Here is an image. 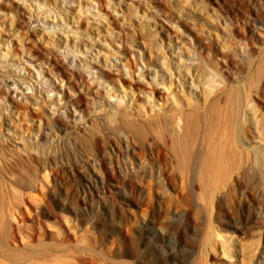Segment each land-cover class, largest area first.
Wrapping results in <instances>:
<instances>
[{
  "label": "rangeland",
  "instance_id": "374dc122",
  "mask_svg": "<svg viewBox=\"0 0 264 264\" xmlns=\"http://www.w3.org/2000/svg\"><path fill=\"white\" fill-rule=\"evenodd\" d=\"M18 1L0 0V7L6 11V15L0 18V68L2 54L8 51L22 54L23 51L22 37L15 34L8 41L12 32L11 19L14 16L15 21L20 18L23 25L31 18L43 22V16L37 15L35 0L21 3L22 6L17 5ZM57 1L59 5L52 10L59 13L63 6L65 11H70V29L79 27L82 33L91 32L102 40L106 39L113 46V52L119 49L134 52L131 57L137 65V74H140L146 64L140 59L143 55L140 38L134 36L131 27L137 22L135 5H127V0H115L121 3V10L115 14L111 13L108 0H93L95 9L99 7L103 12L110 9L111 18L102 21L80 9L90 0ZM140 2L141 13L157 11L159 42L167 48L164 50L169 59L175 60L170 47L175 49L184 39L190 46L191 56L196 49L204 54L211 66L217 61L226 64L224 81L227 87L219 102L212 106L203 103L201 97L199 101L197 93L193 96L196 111L190 147L194 156L189 162L183 155L171 158L168 149L172 144L169 142L167 146L162 145L169 162L164 171L165 183L156 176L157 167L151 169L155 173L153 178L135 173L132 181H124L120 176L127 175L126 171L121 175L101 159L100 165L92 166V160L88 162L89 154L72 149L68 156V140L77 135L74 129H69L68 133H60L62 137L58 135L54 140L50 152L55 157L57 155L58 162L47 171L36 165L37 171L33 172L28 162V165L12 167L11 170L2 167L3 170L0 166V264H256L261 261L264 217L250 215L249 225L244 229L242 211L258 196L264 199V162L258 155L259 150H264V0ZM157 5L163 10L153 8ZM43 8L42 11L46 12ZM253 15L262 20L255 23ZM223 17H229L230 31L224 29L226 21ZM50 19L47 22L52 27L57 19ZM63 33L60 31L43 39L30 31L23 41L32 47V53L38 55L43 64L47 61L42 54L46 49L52 50L57 60L66 62L69 60L68 51L75 44L69 33H65L68 39ZM245 45L246 50L243 49ZM25 56H14L11 62L18 66L21 63L20 68H25L21 70L22 74L36 81V67ZM184 57L189 58L188 53H184ZM125 60V55L120 53L113 56L110 67L107 66L108 69L112 67L109 80L114 83L110 88L115 84L121 95L123 90L118 79L124 67L120 66L119 70L114 64ZM101 63L105 64L103 60ZM135 68L125 67L129 74L128 80L121 82L125 88L137 77L131 75ZM64 77L63 87L70 85L76 90L73 94L78 92L85 97L86 91ZM39 78L40 84L36 85L40 89L49 87V96H55L58 90L50 86L53 79L48 80V76ZM84 97V101L90 99ZM247 100L253 102L256 117H251V111H247ZM44 104L42 108H48ZM235 106L240 111L232 116L229 110ZM12 115V120H17L16 114ZM34 116L35 119L24 124V128L22 126L24 136L32 141L36 140L34 133L39 122L38 116ZM4 119L10 121L11 117L4 113L3 123ZM147 137L145 148H152L154 152L150 149L152 154L143 158L159 160L161 141L157 130L148 129ZM104 142L107 144V140ZM136 142L137 147L139 140ZM108 146L116 155L121 148L116 140ZM139 146H144L143 142ZM137 151L142 153L143 150L137 147ZM116 155V161H119ZM76 162L90 164L88 171ZM22 169L34 177L39 172V179L35 177L38 182L29 183L30 175ZM87 172L92 179L106 177V182L97 185L85 179ZM129 228L143 245L139 252L133 251ZM144 256L147 259H142Z\"/></svg>",
  "mask_w": 264,
  "mask_h": 264
},
{
  "label": "bare ground",
  "instance_id": "6f19581e",
  "mask_svg": "<svg viewBox=\"0 0 264 264\" xmlns=\"http://www.w3.org/2000/svg\"><path fill=\"white\" fill-rule=\"evenodd\" d=\"M29 1L31 0H19L17 5L22 6L23 3H28ZM140 1L127 0V5L133 4L136 6L133 9H136L134 16L137 22H135V25L131 24V27L134 31V36L140 38V49L143 51L140 59H143L146 64L139 75L137 74V65H135L134 59L132 60L134 52L119 49V51H115L119 53H115L113 52V46L106 39L103 38L102 40L91 32L82 33L79 27H72L70 29L71 23L68 18L70 11H65V7L63 6V9L59 8V13H55L52 10V8L59 5V1L57 0H35V6L37 5L38 8L37 15L40 17L43 16V22L31 18L23 25L19 21L20 18H17L15 21L14 19L16 17L14 16L11 19L12 32L8 35V41L12 40V35H19L22 37L23 43L21 49L23 51L22 54L17 51L10 54V51H8L1 55L0 159L1 163H3L2 165H4H0L1 168L10 169L12 167H21L24 164L28 165L26 163L28 162L31 171H35L36 165L38 166L37 168L43 169L42 171H47L49 167L56 165L58 162L57 155L55 157L50 152L52 151V145L55 143L54 140L58 135H62L60 133H68L67 131L69 129H74L77 135L71 137L74 139L68 140V144H70L68 149L64 147L67 150L64 149L68 156H70V151L72 152L75 149L81 151L83 154H89L88 162L92 160L90 161L93 164L92 166L94 164L100 165L101 162L99 159H101L102 163L115 167L121 175L126 171L127 175L120 176L124 181H132L134 179L133 174L135 173H138L140 176L149 175L153 178L155 173L151 169L157 167L156 176L160 182L165 183L167 177L164 171L167 167L166 163L168 164L169 162L164 156L165 151L162 145L167 146L169 142L173 148L168 149L171 158L177 157L178 154L183 155L187 162L191 160L194 156L190 145L195 125L194 113L196 111L194 104V100L196 99L193 96L197 93L198 100L201 97L203 103L212 106L219 102L227 87L224 81L226 64L224 61H217L214 66H211L204 54L196 49H194L195 54L191 56L190 46H188L184 39L181 40L183 45L177 44L175 49L170 47V52L174 54L173 57H175V60L169 59L164 50L167 48L163 47V44L161 45L159 42V38L161 39V37H159L160 32L157 25L158 13L156 14L157 11L154 13V10L152 14H149L150 12L148 14L141 13ZM107 3L108 7L112 9L111 13L117 14L121 10L120 2L108 0ZM94 4V1L90 0L88 5L86 4V6L80 9H85L83 10L84 12L90 13L97 20L103 21L104 19H109L110 9L109 12H103L99 7L95 9ZM158 7L160 5L153 6L158 11L163 10V8ZM42 8L46 12L44 10L42 11ZM5 13L6 11L0 7V18H2V15H6ZM50 17L55 20L57 19V23L53 22L52 27H49L47 22ZM228 18H224L226 21L224 22V29L226 31L232 29ZM252 19L255 23L262 20L258 15H253ZM126 22L128 23V21ZM30 31L34 32V36H40L43 39L46 37L51 38L52 35H56L60 31L64 32L63 37L65 39H68L69 36L75 45L68 51L69 60L66 61L67 63L57 60L56 54L52 50L46 49L42 52L44 59L47 60L43 64L38 55L32 53V47L26 46L23 41ZM65 33H69L68 36H65ZM66 48L69 47L67 46ZM183 48H186L185 50L188 52H185ZM245 48L246 45L243 46L244 50H246ZM93 52H95V57ZM120 53L125 55L126 60L121 64L115 61L114 66L118 68L123 66L124 69L128 65L135 66L136 68L132 70L131 75L137 76L134 78V82L128 88H125L121 82L122 80H128L129 74L126 70L121 69V77H119L118 82L119 86L122 87L121 91L123 90L122 95L118 92L115 84L110 88L111 83H114L112 82L113 80H109L111 79L112 67L111 69L107 67L110 65L112 57H117V54ZM184 53H188L189 58H185ZM20 55L22 57L26 55L25 57L28 58V61H31L36 67V81L22 74L21 70L25 68H20L21 63L18 66V64L11 62L14 56ZM101 60L105 64H102ZM46 63L48 66H46ZM223 63L225 66L222 65ZM47 76L49 77L48 80L53 79L50 81V86H53L54 90H58L57 94L53 97L49 96L51 92L49 87L44 89L38 87L41 81L39 77L43 78ZM64 76L67 77L69 82H76L77 85L74 86L77 87L79 85V89L86 91V95L83 91L86 99L88 96L90 99L84 101V96L78 92H75L77 93L76 95L75 93L73 94V91L76 90L70 85L66 86V88L63 87L64 80H66ZM57 80H60V82H57ZM54 83H59V85L54 86ZM101 92L102 94H100ZM247 101V111H251L253 115L251 117H256V110L252 107L253 102L250 100ZM43 103L48 105V108H42ZM38 106L39 110H36ZM88 109L90 113H87ZM237 111L240 110L235 106L229 110V113L233 116L234 113H239ZM4 113L8 117H11V119L10 121L4 119L3 123L2 117H4ZM13 113L16 114L17 120H12L14 119ZM34 115L38 116L37 119L39 122L37 123V132L34 133L36 140L32 141L24 136L23 132L25 129L23 130V128L24 124H29L31 120L36 118ZM152 128L157 130L158 140L161 141V146L158 149V156L160 158L156 161L143 158L145 155L152 154L151 150L154 152L152 148H150L151 150L145 148L146 141L148 140V129ZM70 135L71 133L69 134V138ZM105 140H107V144L104 142ZM113 140H116L118 145H121V148L119 147L120 151L117 154L120 158L119 161H116V154L108 146ZM136 140H139V145L142 142L144 144V146H137L142 148V153H138L137 151ZM60 142L63 143V141ZM258 155L259 159H262L264 162V150H259ZM24 157H26L25 160ZM80 164L79 166L81 168L88 171L90 164ZM170 164H174L172 159ZM26 168L28 167L26 166ZM23 171L26 172L27 170L25 169ZM28 174L30 176H27L31 179L29 183L36 180L38 182L39 178L37 174L39 172L35 173V177L38 178L36 180L32 173ZM256 175L255 177L257 178L258 176ZM84 177L85 179H90L91 182L97 185L106 182V177L92 179L89 172ZM22 181L24 182V179ZM250 215H254V218L264 217V199L258 196L257 199L251 200L249 206H244V210L242 211V227L244 229L249 225ZM129 237L131 238V242H133V251L139 252L143 245L138 242L131 228H129ZM142 259H147V256L142 257ZM256 264H264V248L261 251V261L258 260Z\"/></svg>",
  "mask_w": 264,
  "mask_h": 264
}]
</instances>
